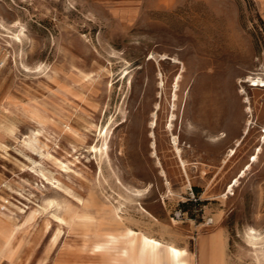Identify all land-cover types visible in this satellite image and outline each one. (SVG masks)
I'll return each mask as SVG.
<instances>
[{"label":"rangeland","instance_id":"obj_1","mask_svg":"<svg viewBox=\"0 0 264 264\" xmlns=\"http://www.w3.org/2000/svg\"><path fill=\"white\" fill-rule=\"evenodd\" d=\"M0 226V264H264V0H0Z\"/></svg>","mask_w":264,"mask_h":264},{"label":"bare ground","instance_id":"obj_2","mask_svg":"<svg viewBox=\"0 0 264 264\" xmlns=\"http://www.w3.org/2000/svg\"><path fill=\"white\" fill-rule=\"evenodd\" d=\"M250 78L252 79V77ZM249 110L250 108L247 109V111ZM172 128L173 122L171 121L169 123V129L172 130ZM173 144L178 145V137L175 135L173 137ZM142 192V190L137 189L135 193L141 196L143 195ZM247 235L249 242L255 246L260 239L257 231L254 228H250ZM127 254L131 261L136 264H189V253L187 250L178 248L173 244H163L159 240L148 236H142L136 242L132 243Z\"/></svg>","mask_w":264,"mask_h":264},{"label":"crops","instance_id":"obj_3","mask_svg":"<svg viewBox=\"0 0 264 264\" xmlns=\"http://www.w3.org/2000/svg\"><path fill=\"white\" fill-rule=\"evenodd\" d=\"M1 239H4L5 241L2 243ZM216 239H217V237L213 236V238H212V246L214 248L213 249V251H214V253H213V257H214L213 264H223L222 258H220V260H219L217 258L218 254L215 253L216 252V246H217ZM10 240H11V237H9L8 229L0 226V252L5 248V246H7L9 244ZM182 249H184V248H182ZM108 264H136V263L131 261L129 255L126 254V255H120L117 259L112 260Z\"/></svg>","mask_w":264,"mask_h":264}]
</instances>
